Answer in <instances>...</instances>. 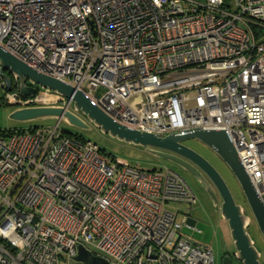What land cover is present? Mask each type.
I'll use <instances>...</instances> for the list:
<instances>
[{
  "label": "built area",
  "instance_id": "2783aa9c",
  "mask_svg": "<svg viewBox=\"0 0 264 264\" xmlns=\"http://www.w3.org/2000/svg\"><path fill=\"white\" fill-rule=\"evenodd\" d=\"M0 47L128 128L226 131L264 196V0H0ZM0 84L18 107H71L50 89L8 90L1 63ZM193 200L171 168L58 125L0 130V264H72L79 244L111 264H215L165 206Z\"/></svg>",
  "mask_w": 264,
  "mask_h": 264
},
{
  "label": "water",
  "instance_id": "95a60500",
  "mask_svg": "<svg viewBox=\"0 0 264 264\" xmlns=\"http://www.w3.org/2000/svg\"><path fill=\"white\" fill-rule=\"evenodd\" d=\"M0 63L8 90H13V79L17 80L18 89L23 97L34 96L36 94L35 86L50 89L71 101V106L76 111L86 116L103 132L128 143L142 145L151 154L177 164L194 174L202 182L215 210L220 211L222 218L228 224L234 250L232 252L227 251L229 254L222 258L221 264H231L232 260L235 264H264L260 260L261 251L247 231L253 218L264 240V196H259L226 131L198 129L188 131L185 134L160 136L134 130L110 118L83 91L75 86L39 73L1 47ZM49 116L64 118L72 125L87 128L85 121L65 106L18 107L10 114L12 119L18 121H29ZM189 139L200 140L214 150L225 162L238 180L252 215L247 214L243 206L236 202L228 183L217 168L204 156L184 145V142ZM183 158L194 162L204 171L215 186L220 199L208 180ZM75 260L80 264H111L107 259L95 255L82 244L77 247Z\"/></svg>",
  "mask_w": 264,
  "mask_h": 264
},
{
  "label": "rangeland",
  "instance_id": "374dc122",
  "mask_svg": "<svg viewBox=\"0 0 264 264\" xmlns=\"http://www.w3.org/2000/svg\"><path fill=\"white\" fill-rule=\"evenodd\" d=\"M229 1L234 7V0ZM39 90H44V88H39ZM2 94L3 90L0 88V97ZM59 106L64 105L63 103H60ZM17 108L18 106L12 104H0L1 131L29 128L53 129L56 125H58L59 131H68L73 134L80 135L86 140H90L98 144L107 153L127 158L132 164L143 169L153 170L163 167L172 169L173 167L170 162L151 154L148 149L142 145L128 143L103 132L86 116L82 115L79 111H76L73 106L70 107V110L85 121L87 128L72 125L64 118L59 119L57 117L51 116L29 121L14 120L10 117V114ZM185 143L191 147L198 148L201 153L216 166L217 170L228 183L236 202L243 206L244 211L247 214L252 215L238 180L229 167L225 164V162L216 154V152L198 139H189L185 141ZM184 179L191 185L199 199L193 203L189 212L187 210L190 209V205L185 202H167L165 203V206L170 211L178 213L177 221L184 224L181 232L193 241L212 246L215 254V264H221L224 253L227 251L232 252L234 250L228 224L226 220L222 218L219 212H216V210L209 211L206 208L207 202L200 199V190L198 188L197 182H195L190 177H185ZM186 214H190V216L187 217ZM189 224H194L195 228L201 230V232L193 230L191 227H189ZM247 231L253 238L261 237L260 231L255 221L252 222ZM260 260L264 262V257H261ZM72 264L80 263L78 261H73Z\"/></svg>",
  "mask_w": 264,
  "mask_h": 264
},
{
  "label": "flooded vegetation",
  "instance_id": "af4514ba",
  "mask_svg": "<svg viewBox=\"0 0 264 264\" xmlns=\"http://www.w3.org/2000/svg\"><path fill=\"white\" fill-rule=\"evenodd\" d=\"M13 84H15V85H17L18 86V82H17V80L16 79H13ZM184 145H186V143L184 142ZM186 146H188V147H190V148H192L193 150H195L197 153H199L200 155H202V156H204L202 153H201V151L198 149V148H195V147H191V146H189V145H186ZM205 157V156H204ZM206 158V157H205ZM184 160H187V162L191 165V166H193L194 168H196L207 180H208V182L214 187V189H215V186L213 185V183L208 179V177L206 176V174L204 173V171L203 170H201L200 169V167H198L194 162H192V161H190V160H188L187 158H183ZM207 159V158H206ZM208 160V159H207ZM171 163V165L173 166L172 167V169L178 174V175H180L183 179L185 178V177H190V178H192L195 182H197V184H198V188H199V190H200V199H202V200H204L205 202H207V206H206V208L209 210V211H211V210H215V208H214V206H213V204L211 203V201H210V198H209V196H208V194H207V192L205 191V189H204V187H203V185H202V182L194 175V174H192L190 171H188V170H186L185 168H183V167H181V166H179V165H177V164H174V163H172V162H170ZM212 163V162H211ZM213 164V163H212ZM214 165V164H213ZM215 166V165H214ZM216 167V166H215ZM186 181V180H185ZM187 182V181H186ZM188 183V182H187ZM188 185L190 186V188L192 189V187H191V185L188 183ZM216 190V189H215ZM192 191L194 192V190L192 189ZM216 193H217V195H218V197H219V199H220V196H219V193L217 192V190H216ZM197 199H199V197L197 196V194H195V192H194V200L191 202V203H189V205H190V209H188L187 211L189 212L190 210H191V206L193 205V203L194 202H196L197 201ZM216 212H219L220 213V211H216ZM186 216L187 217H189L190 216V214H186ZM188 220H189V218H188ZM193 225V224H192ZM225 253H228L229 254V252H225ZM227 255V254H226ZM225 255V256H226ZM223 257H224V255H223ZM231 264H235L234 263V261L232 260V263Z\"/></svg>",
  "mask_w": 264,
  "mask_h": 264
},
{
  "label": "trees",
  "instance_id": "16d2710c",
  "mask_svg": "<svg viewBox=\"0 0 264 264\" xmlns=\"http://www.w3.org/2000/svg\"><path fill=\"white\" fill-rule=\"evenodd\" d=\"M257 27V26H256ZM258 28V27H257ZM258 30L260 31H258L259 33H261V34H263V31L261 30V29H259L258 28ZM0 88L3 90V94H2V96L0 97V104H10L9 102H7L6 100H5V88L0 84ZM18 88V86L17 85H15V84H13V89H17ZM34 129H37V128H29V129H9V130H4V132H8V133H17V132H22V131H25V130H29V131H32V130H34ZM63 133L65 134V135H72V136H75L76 138H79V139H81V140H84L85 138H83L82 136H80V135H77V134H73V133H71V132H68V131H63ZM101 148V147H100ZM101 151H103L104 153H106V154H108V155H111V156H115V155H112V154H110V153H107L105 150H103L102 148H101ZM254 220H253V218H252V222H253ZM252 222H251V224H252ZM250 224V225H251ZM226 254H228V253H224V256L226 255Z\"/></svg>",
  "mask_w": 264,
  "mask_h": 264
},
{
  "label": "crops",
  "instance_id": "0c3cea01",
  "mask_svg": "<svg viewBox=\"0 0 264 264\" xmlns=\"http://www.w3.org/2000/svg\"><path fill=\"white\" fill-rule=\"evenodd\" d=\"M260 238L256 237V238H253V239H254L255 245L261 251L262 257H264V240H263L262 237H260Z\"/></svg>",
  "mask_w": 264,
  "mask_h": 264
}]
</instances>
